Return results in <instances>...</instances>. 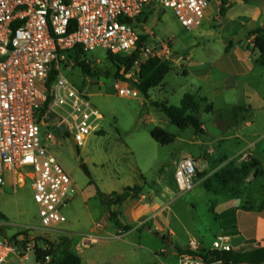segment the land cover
I'll return each mask as SVG.
<instances>
[{"label": "built area", "instance_id": "obj_1", "mask_svg": "<svg viewBox=\"0 0 264 264\" xmlns=\"http://www.w3.org/2000/svg\"><path fill=\"white\" fill-rule=\"evenodd\" d=\"M153 3L170 9L178 23L191 30L201 24L209 0H0V190L7 181L15 186L29 182L41 229L66 222L63 209L74 188L66 170L40 145L36 115L47 104L43 120L52 113L77 148L97 130L101 115L88 95L61 74L70 53L80 56L96 48L114 56L136 53L132 69L122 72L115 87L117 95L131 98L140 95L134 84L146 61L175 63L171 41L138 44L137 18L146 6L153 10ZM46 140L55 143L52 135ZM248 159L240 155V160ZM198 169L189 157L176 163L174 179L181 193L193 189ZM183 249L178 264H223L213 253L231 251L224 236H217L210 247L192 239ZM13 253L9 241L0 239V264ZM45 264H50L49 257Z\"/></svg>", "mask_w": 264, "mask_h": 264}, {"label": "rangeland", "instance_id": "obj_2", "mask_svg": "<svg viewBox=\"0 0 264 264\" xmlns=\"http://www.w3.org/2000/svg\"><path fill=\"white\" fill-rule=\"evenodd\" d=\"M153 6V10L148 6L144 9L148 17L145 31L153 35L149 42L172 40V50L181 53L191 41L188 30L178 23L170 9H163L155 3ZM138 31L140 32L139 29ZM108 54L107 50L96 48L82 52L80 56H69V62L61 72L68 82L88 95L91 105L101 115L97 130L88 136L75 154L68 144L66 133L59 129V120L55 118L51 122L44 121V114L40 110L36 115L40 128V145L66 170L73 188L75 185L81 189L93 185L101 191L122 193L126 187L144 184L142 190L145 193L159 195L163 191L155 183H160L161 176L164 175L163 185L167 191L163 192L162 199L179 219V222L178 219L177 222L173 220L177 233L173 244L187 246L193 238L205 245H211L215 239L213 214L217 204L233 198L238 199L241 204L248 196L254 198V204H257L261 195L260 185L264 183V179H256V172L248 175L241 173L242 165L250 160L242 161L240 156L233 157L236 151L233 141L211 144L210 147L215 153L208 159L209 139L204 135H196L194 138L192 128L180 130L162 113L156 111L152 104L153 100L159 101L157 94L160 90H176L179 95L181 87L187 85L179 71L172 69L163 83L152 89L153 100L145 107L141 104L142 94L137 98L121 97L113 90L121 82L122 72L118 73L121 78L113 77L117 69L110 63ZM76 61L89 65L93 76L83 73ZM166 64L171 68L175 66V63ZM107 73L111 76H107ZM163 97L166 96H160ZM171 103L175 105L176 102L171 100ZM156 127L174 135V142L161 145L154 141L150 131ZM47 135L55 138L54 144L46 140ZM186 155H191L189 158L198 163L199 169L194 178L193 189L181 193L176 186L174 170L177 161ZM202 159L209 160L207 169L202 167ZM206 181H209V192L204 189ZM222 182L227 183L225 189L233 186L242 192L240 198L225 192L215 194V190H223L220 187ZM37 211L29 182L15 186L7 181L1 188L0 213L5 216V220H0V239L6 238L14 249L6 264H38L33 249L35 244L44 246L40 239L53 242L58 248L67 245L66 236L59 233V228H40ZM70 218L75 220L76 216L71 215ZM13 236L18 237L10 239ZM143 236V249L138 250L132 245L135 237L125 246L130 264L156 263L152 251L159 246V241L151 235ZM165 248L168 255H171V246ZM169 262L178 264L175 258Z\"/></svg>", "mask_w": 264, "mask_h": 264}, {"label": "crops", "instance_id": "obj_3", "mask_svg": "<svg viewBox=\"0 0 264 264\" xmlns=\"http://www.w3.org/2000/svg\"><path fill=\"white\" fill-rule=\"evenodd\" d=\"M225 1L221 13V0H209L201 24L188 30L191 41L186 48L181 53L172 50L176 57L172 69L179 71L187 84L181 87L179 95L176 90L166 92L162 89L157 94L159 101H156L151 90L148 98L142 95L141 104L146 107L153 100V103L165 101L168 105L179 106L186 93L205 99L199 119L203 135L209 139L207 158L211 159L215 153L211 144L233 141L236 145L233 157L247 154L249 160L259 161L264 168V66L255 63L259 53L253 49V37H250L251 32L264 28V0ZM143 17L147 22L145 12ZM146 22L139 26L141 36L147 45L159 46L164 41L149 42L153 35L145 31ZM169 41L172 48L173 41ZM229 44L232 47L227 49ZM163 94L166 97L160 98ZM171 100H175V105ZM206 104L212 107L209 113L204 112ZM239 114L242 121H239ZM193 137H196L195 132ZM186 157L191 155L179 160ZM200 163L203 168L209 166L207 159ZM164 180L162 175L160 183H155L163 192L167 191ZM97 190L104 195L116 193L101 191L93 185L84 189L75 185L74 193L63 209L66 222L55 227L73 241V249L81 264H130L125 246L135 237L132 245L138 250L143 249V235H151L159 241V246L152 251L156 260L154 264H171L169 260L173 258L178 262L175 247L183 249L186 246L173 244L177 237L173 220L177 222L178 218L169 205L164 204L163 192L151 195L142 190L137 197L108 208L98 197ZM239 205L240 201L234 198L217 204L213 214L214 238L224 236L227 239L231 252L235 254L232 264H264V210L244 211L237 209ZM71 215L76 219H71ZM109 216H115L114 220L121 226H130L131 229L122 231L109 220ZM166 234L171 236V245L165 242ZM165 246H171V255ZM163 249L166 253L160 254Z\"/></svg>", "mask_w": 264, "mask_h": 264}, {"label": "trees", "instance_id": "obj_4", "mask_svg": "<svg viewBox=\"0 0 264 264\" xmlns=\"http://www.w3.org/2000/svg\"><path fill=\"white\" fill-rule=\"evenodd\" d=\"M244 2L248 0H242ZM226 1L221 0V13L222 9L225 6ZM137 21L140 23H145L146 19L142 16L137 18ZM250 37H253V49L257 50L259 55L255 61L257 65L264 66V28L256 29L255 31L250 33ZM145 38L140 36L139 45L144 42ZM232 44H229L227 49H230ZM74 55L70 53L69 56ZM136 53L131 56H114L108 54V59L110 63L117 69V73L113 75L115 79L120 77L118 75L119 71L123 73H127L133 67L134 61L136 60ZM76 65L80 66L82 72L90 75V67L87 64H84L81 61H76ZM172 68L169 67L166 63L161 62L159 60L150 59L146 61L140 69L138 82L134 84L137 90L145 97L148 98V93L152 89L158 87L162 82L164 77L169 73ZM107 76H111L110 73L106 74ZM121 78V77H120ZM54 79V75H52L49 79V85L52 83ZM202 103H206V100L200 97H197L195 94L186 93L179 106L168 105L167 102H154L153 106L162 112L170 121L171 124L179 128L180 130H185L187 128H192L196 135H203L202 123L199 119V111ZM47 109V104H45L41 111L44 114ZM212 107L209 104L205 105L204 112H211ZM151 138L161 145H169L174 142V135L168 133L162 128L156 127L150 131ZM234 161V160H232ZM230 161V163H232ZM251 172H256V179H264V168H262L261 163L255 159H250L248 163H244L242 165L241 173L248 175ZM144 180V179H143ZM226 182H222L220 187L223 188L222 191L215 190V194L220 195L222 193H231L234 194L237 198H240L242 192L237 188L231 186L229 189L226 188ZM142 186L136 185L133 187H127L123 190L121 194L112 193L110 195H104L99 190H97L98 197L106 204V205H119L126 201L128 198L138 196L142 192ZM204 189L206 191H211L209 187V181L204 183ZM225 189V190H224ZM261 195L259 196V201L257 204H254V198L248 196L245 201H243L237 209L244 211H262L264 210V183L260 185ZM115 216H109V220L115 224L122 231H128L131 229L130 226H121L117 221L114 220ZM0 220H5V216L0 213ZM26 236L25 234H18V236ZM18 236H13L10 239H15ZM162 240L164 238L162 237ZM43 242L44 246L40 247L37 244L34 245V257L35 261L38 264H45L46 258H50V264H81V259L73 249V241L66 237L65 241L67 245L61 246L58 248L53 242H48L46 240L40 239ZM26 243V242H24ZM178 253H182L185 250L182 248L175 247ZM213 255L216 259H219L223 262V264H232L235 258V254L231 251L229 252H214Z\"/></svg>", "mask_w": 264, "mask_h": 264}, {"label": "water", "instance_id": "obj_5", "mask_svg": "<svg viewBox=\"0 0 264 264\" xmlns=\"http://www.w3.org/2000/svg\"><path fill=\"white\" fill-rule=\"evenodd\" d=\"M238 117H239V121H242V116H241V114H239ZM53 119H54V115H53L52 113H49V114H47V115L45 116V120H46L47 122H51ZM60 129H61L62 132H65V127H64L63 125L60 126ZM68 144L71 146L73 152H74L75 154H77V153H78V148H77V146H76V144L74 143V141H73L72 138H69V139H68ZM146 231H151V230L146 229ZM165 242L171 245V236H170L169 234H166V235H165ZM208 260H211V256L208 257Z\"/></svg>", "mask_w": 264, "mask_h": 264}]
</instances>
